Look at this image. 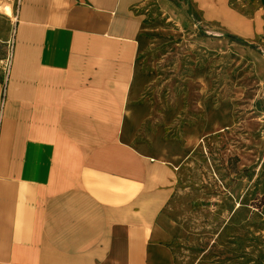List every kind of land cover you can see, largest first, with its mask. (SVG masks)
I'll return each instance as SVG.
<instances>
[{"label":"crops","instance_id":"crops-1","mask_svg":"<svg viewBox=\"0 0 264 264\" xmlns=\"http://www.w3.org/2000/svg\"><path fill=\"white\" fill-rule=\"evenodd\" d=\"M144 1L22 0L3 99L0 84V264H176L169 244L180 226L164 211L169 192L148 194L146 184L150 169L178 167L191 147L163 135L177 101L145 127L153 77L135 56L162 33L150 39L134 13ZM118 84L127 88L122 107H102L121 100L102 94ZM207 108L184 125L189 137L214 120L224 128L221 107ZM86 132L118 140L86 150ZM134 196L145 203H125Z\"/></svg>","mask_w":264,"mask_h":264},{"label":"rangeland","instance_id":"rangeland-1","mask_svg":"<svg viewBox=\"0 0 264 264\" xmlns=\"http://www.w3.org/2000/svg\"><path fill=\"white\" fill-rule=\"evenodd\" d=\"M136 10L150 39L162 33L135 56L153 77L143 94L153 107L145 127L177 101L180 113L163 135L191 147L178 167L150 169L146 184L148 194L169 192L164 211L180 226L169 244L175 263L264 264V0H146ZM21 14L22 0H0V58L11 62L10 77ZM126 89L103 86L104 96L121 100L102 99V107L121 108ZM210 107L224 111L221 131L214 120L202 136L183 132ZM116 135L86 132L79 141L87 150Z\"/></svg>","mask_w":264,"mask_h":264},{"label":"built area","instance_id":"built-area-1","mask_svg":"<svg viewBox=\"0 0 264 264\" xmlns=\"http://www.w3.org/2000/svg\"><path fill=\"white\" fill-rule=\"evenodd\" d=\"M11 72V62L8 58H0V84L2 88V99L5 96V91L8 85V80Z\"/></svg>","mask_w":264,"mask_h":264},{"label":"bare ground","instance_id":"bare-ground-1","mask_svg":"<svg viewBox=\"0 0 264 264\" xmlns=\"http://www.w3.org/2000/svg\"><path fill=\"white\" fill-rule=\"evenodd\" d=\"M220 131H221V129H220Z\"/></svg>","mask_w":264,"mask_h":264}]
</instances>
